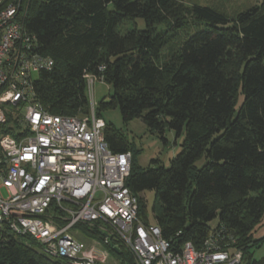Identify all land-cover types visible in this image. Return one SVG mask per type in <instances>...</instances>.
<instances>
[{
	"label": "trees",
	"instance_id": "trees-1",
	"mask_svg": "<svg viewBox=\"0 0 264 264\" xmlns=\"http://www.w3.org/2000/svg\"><path fill=\"white\" fill-rule=\"evenodd\" d=\"M262 1L230 18L182 0H27L22 18L35 52L53 61L33 83L43 110L88 115L89 75L112 90L94 107L96 117L118 109L124 124L138 119L162 140L167 131L182 137L169 168H141L124 133L105 123L109 150L131 153L126 185L138 198L139 218L149 224L140 195L154 192L153 224L163 239L199 247L210 232L222 231L223 243L242 252L243 264H264V257L256 261L249 252L264 243L252 238L264 214ZM128 23L132 28L122 31ZM190 27L165 58V36ZM74 231L100 242L106 237L89 225ZM114 243L112 237L105 248L117 263L135 264ZM0 264L70 263L47 257L30 237L0 227Z\"/></svg>",
	"mask_w": 264,
	"mask_h": 264
},
{
	"label": "built area",
	"instance_id": "built-area-1",
	"mask_svg": "<svg viewBox=\"0 0 264 264\" xmlns=\"http://www.w3.org/2000/svg\"><path fill=\"white\" fill-rule=\"evenodd\" d=\"M26 4L0 0V191L7 194L0 196V227L70 264H103L112 237L111 246L122 245L135 264H243L222 231L196 247L163 239L155 224L139 218L138 198L126 185L131 153L109 150L93 104L78 118L49 114L35 102L33 75L53 61L35 52V38L22 25ZM85 79L91 93L97 79ZM78 224L106 234L103 252L82 248L73 232Z\"/></svg>",
	"mask_w": 264,
	"mask_h": 264
},
{
	"label": "rangeland",
	"instance_id": "rangeland-1",
	"mask_svg": "<svg viewBox=\"0 0 264 264\" xmlns=\"http://www.w3.org/2000/svg\"><path fill=\"white\" fill-rule=\"evenodd\" d=\"M262 0H182L185 6L191 7L193 5L199 6H209L216 8L230 18H234L238 13L243 12L249 8L261 5ZM137 28L141 29L143 23L141 20L136 22ZM133 23H128L122 28V31L132 28ZM165 26L161 27L159 31L165 30ZM194 28L190 27L186 32L181 30L178 32H173L172 34H167L165 36V47H164V57L167 58L171 53L177 50L179 44L182 42L186 33H190ZM37 79V75H33V80ZM111 86L100 80H95L92 92L87 94L89 98V104L97 107V105L103 100L106 101L108 96L111 94ZM12 117L14 119L17 116V112L10 109ZM100 118L107 124H111L115 129L122 131L130 144L135 150L138 151L137 154V164L141 168H148L149 166H163L164 168H169L170 162L175 158V156L180 152L182 137H176L174 132L167 131L164 133L163 140L155 134H151L145 127V125L138 119L129 121L124 124L122 122L120 113L118 109L105 110L100 112ZM154 161L155 163H151ZM0 196L6 198L7 194L5 190L0 191ZM144 203H146L148 219L151 224L154 223L152 217V207L155 203L154 192L145 191L140 195ZM146 201V202H145ZM215 222L211 223L214 226ZM74 232V230H73ZM77 233V234H76ZM74 233L75 239L80 243L83 249H98L101 252L104 248L99 243L100 241L92 240L87 238L80 232ZM253 239L263 240L264 238V214L261 221L255 227L253 231ZM254 249H250L249 252L252 254L253 259L256 261L261 260L264 257V243L259 246L255 243ZM258 246V247H257ZM103 264H118L116 259L108 254ZM133 259V258H132Z\"/></svg>",
	"mask_w": 264,
	"mask_h": 264
}]
</instances>
